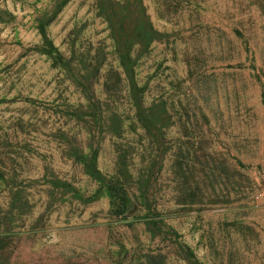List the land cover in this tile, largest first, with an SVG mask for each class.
I'll return each instance as SVG.
<instances>
[{
  "label": "rangeland",
  "instance_id": "rangeland-1",
  "mask_svg": "<svg viewBox=\"0 0 264 264\" xmlns=\"http://www.w3.org/2000/svg\"><path fill=\"white\" fill-rule=\"evenodd\" d=\"M0 264H264V0H0Z\"/></svg>",
  "mask_w": 264,
  "mask_h": 264
}]
</instances>
